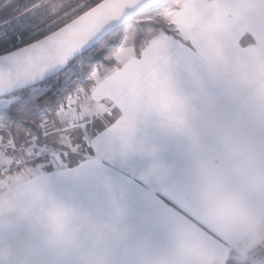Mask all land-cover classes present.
Listing matches in <instances>:
<instances>
[{"label":"crops","instance_id":"0c3cea01","mask_svg":"<svg viewBox=\"0 0 264 264\" xmlns=\"http://www.w3.org/2000/svg\"><path fill=\"white\" fill-rule=\"evenodd\" d=\"M170 11L184 13L183 41L151 32L137 56L125 33L99 67L106 86L81 96L124 114L99 152L54 181L20 170V182H0V264H225L230 253L264 264V101L210 102L190 72L222 64L243 34L264 56V0H179ZM121 48L137 71L113 81ZM54 207L68 215L61 241L46 235ZM13 234L38 249L16 252Z\"/></svg>","mask_w":264,"mask_h":264},{"label":"snow or ice","instance_id":"6c2138e0","mask_svg":"<svg viewBox=\"0 0 264 264\" xmlns=\"http://www.w3.org/2000/svg\"><path fill=\"white\" fill-rule=\"evenodd\" d=\"M16 3L15 8L9 5L0 10V94L11 97L0 101V153L23 157L24 162L17 164L15 169L10 165L0 168V172L12 178L14 171L20 172L28 165L29 170L35 169L46 174V180L54 181L57 169L66 168L69 159L85 160L98 153L105 137L124 114L111 104L86 108L81 103L82 93L91 89L95 94L107 84L99 67L93 70V65L103 61V54L89 60L83 71L78 70L72 61L58 67L62 62L59 57H50L43 47L38 46L48 39L55 27L45 20L35 23L42 5L37 0L31 4L24 3V0H16ZM170 3L171 0H133L129 10L133 13L139 11L140 15L159 13L168 9ZM183 16L181 11L164 12L161 27L164 40L171 37L174 43L178 36L184 40L183 35H179L185 29ZM113 47L115 45H109L105 51ZM90 50L84 49L80 55L86 56ZM123 51L121 48L116 55L120 67L111 78L113 81L137 71L122 57ZM88 72L91 75L86 77ZM12 241L18 253L38 249L34 236L20 239L13 234ZM5 264H20V261L6 259ZM229 264H239V260H232Z\"/></svg>","mask_w":264,"mask_h":264},{"label":"rangeland","instance_id":"374dc122","mask_svg":"<svg viewBox=\"0 0 264 264\" xmlns=\"http://www.w3.org/2000/svg\"><path fill=\"white\" fill-rule=\"evenodd\" d=\"M12 0H4L3 4H9ZM178 1L175 3V5ZM55 13H41L42 17L44 15H54ZM152 19L150 21L162 24L164 20V14L160 16H151ZM152 31H149L150 34ZM259 38V42L261 43L262 35H256V38ZM253 35L251 34H243L240 38V45L238 50L236 51L233 48L231 51H227L228 55L224 52L222 57V64L208 66L206 68L201 67V70L195 69V71L191 72L192 79L196 76L198 81H201V84L206 81L204 84L205 89L208 92V95L217 96L208 98L210 102H216L217 104L222 105H230L231 97L235 99L236 104H263L264 101V56L260 50L254 49L252 47L256 46V40H252ZM127 41V40H126ZM245 42V43H244ZM261 46V44L259 45ZM205 69V71H204ZM197 87V84H196ZM203 85H201V88ZM193 88V87H191ZM198 88V87H197ZM82 93L81 96H83ZM11 99V97H5L0 99V101H7ZM83 99V98H82ZM239 103H238V101ZM86 108L91 105L90 103L81 102ZM215 103V104H216ZM92 108H96L91 105ZM77 159H69L67 161V165L75 163ZM24 162V158H16L11 157L9 155L0 153V168H4L7 166L16 168L17 164H22ZM30 166L25 165V167L21 168V170L26 171L28 173ZM33 171L29 172L32 174H38L39 171L32 169ZM18 172H13L16 174ZM25 173V174H26ZM14 181L15 183L23 180L20 176H13L9 178L4 175L3 172H0V182L4 184V181Z\"/></svg>","mask_w":264,"mask_h":264},{"label":"water","instance_id":"95a60500","mask_svg":"<svg viewBox=\"0 0 264 264\" xmlns=\"http://www.w3.org/2000/svg\"><path fill=\"white\" fill-rule=\"evenodd\" d=\"M133 0H101L83 13L52 31L39 47L52 57H59L58 67L79 58L84 49H92L115 29L139 15L130 12ZM9 97L0 94V99Z\"/></svg>","mask_w":264,"mask_h":264},{"label":"trees","instance_id":"16d2710c","mask_svg":"<svg viewBox=\"0 0 264 264\" xmlns=\"http://www.w3.org/2000/svg\"><path fill=\"white\" fill-rule=\"evenodd\" d=\"M98 1H92L90 4L88 3V6H85L81 10L83 12L86 10V7L90 8L91 6L95 5ZM179 0H171V3L169 5V8L166 10H163L162 12L159 13H147L145 12L144 15H137L133 19H131L132 23L125 24L123 27H120L119 31H114L110 33L108 36H106L104 39H102L98 44H96L95 47H93L86 56H80L76 60L73 61V63L77 66V69L80 71H83L88 67V61L91 60L93 57L98 56L103 54L104 59L103 61H99L97 65H93V70H95L97 67H100L102 65H111L108 61L107 58L108 56L112 55L119 47L123 36L125 33H130L134 37V49H135V54L138 56L141 50L145 47L147 41H148V33L149 31H152L153 33H159L161 32V27L163 24H158L155 22H152L148 19L149 16H160L164 14V12L170 11L175 7V3ZM84 5V4H82ZM80 13H64L62 15H59L58 17L53 16H48V23L52 21H57L58 23L53 27L52 31L61 27L68 21L72 20L76 16H78ZM134 25V26H133ZM245 43V42H244ZM109 45H115L110 51H105L108 49ZM75 71V69H73ZM91 73H85L86 77L89 76ZM62 75V73H61ZM238 259L239 264H252L251 261L244 256H238L236 254L230 253L228 254L225 264H229L230 261Z\"/></svg>","mask_w":264,"mask_h":264},{"label":"flooded vegetation","instance_id":"af4514ba","mask_svg":"<svg viewBox=\"0 0 264 264\" xmlns=\"http://www.w3.org/2000/svg\"><path fill=\"white\" fill-rule=\"evenodd\" d=\"M92 1L95 0H37V2L42 5V7L38 10L39 19H37L35 23H40L41 20H45L47 24L56 25L58 23L57 21L51 20V22L48 23V16L44 15L42 17L41 13H55L54 17H58L59 15H62L64 13H80L81 10L85 8V6H88L87 4H90ZM3 2L4 0H0V10L5 7H8L9 5H12L13 8L18 6L16 0H12V2H10L8 5L3 4ZM24 3L31 4L33 3V0H24ZM87 9L88 7H86V10Z\"/></svg>","mask_w":264,"mask_h":264},{"label":"clouds","instance_id":"9594fccd","mask_svg":"<svg viewBox=\"0 0 264 264\" xmlns=\"http://www.w3.org/2000/svg\"><path fill=\"white\" fill-rule=\"evenodd\" d=\"M68 223L67 213L60 208H52L46 214V235L53 241L66 239L65 229Z\"/></svg>","mask_w":264,"mask_h":264}]
</instances>
